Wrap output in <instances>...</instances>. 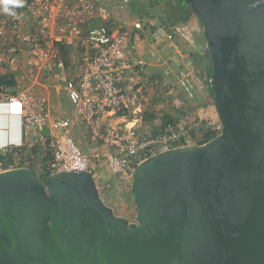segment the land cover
Masks as SVG:
<instances>
[{"label":"water","instance_id":"water-1","mask_svg":"<svg viewBox=\"0 0 264 264\" xmlns=\"http://www.w3.org/2000/svg\"><path fill=\"white\" fill-rule=\"evenodd\" d=\"M222 130L134 167L136 220L91 170L0 172V264H264V0H186Z\"/></svg>","mask_w":264,"mask_h":264},{"label":"built area","instance_id":"built-area-1","mask_svg":"<svg viewBox=\"0 0 264 264\" xmlns=\"http://www.w3.org/2000/svg\"><path fill=\"white\" fill-rule=\"evenodd\" d=\"M22 3V7L11 8L14 15L0 4V70L5 62L18 66L27 53V71L48 68L64 80L76 117L55 118L45 97L1 87L0 172L31 165L39 174L91 170L101 190L111 187L110 182L99 183L104 166L112 174L126 173L148 154L183 142L196 143L205 129L221 132L222 122L213 100L194 108L192 122L184 127L168 123L164 129H154L143 125L157 85L149 63L137 52L136 41L149 30L154 42H172L181 33L180 26L170 28L154 20L144 23L137 19L120 27L103 0ZM62 44L78 46V73L75 64H66ZM152 56L162 64L156 52ZM168 65L162 76L174 77L183 97L174 96L176 108L183 107V99L192 102L198 96L208 97L207 76L193 62ZM77 121L102 147L90 157L72 135L57 131L71 128ZM192 129L198 137L192 136Z\"/></svg>","mask_w":264,"mask_h":264},{"label":"rangeland","instance_id":"rangeland-1","mask_svg":"<svg viewBox=\"0 0 264 264\" xmlns=\"http://www.w3.org/2000/svg\"><path fill=\"white\" fill-rule=\"evenodd\" d=\"M133 1L136 2L135 7L132 6ZM165 2H167V6H168L169 5L168 1L166 0ZM142 3H144L145 5L144 6L141 5ZM147 3H148L147 0H103V6L107 10L110 11V13L114 19V22L115 23L117 22L118 26H120V27L125 25V24L127 25L129 23L134 22L135 19L142 18L140 16V13L144 14L148 10H151V7L149 5H147ZM125 5L127 6L126 8H124ZM161 5H162V3H161ZM160 7H162V6H159V4L158 5L156 4L155 9L157 11H160ZM157 14H158V12L156 13V15ZM158 16H156L154 18L153 17H143L144 19H142V20L144 23L147 20H154L158 24H162L163 22L160 20V18ZM197 26H198L197 35L199 33H200V35H202V27H201L199 22H198ZM145 33H148L149 35H151V32L149 30H146ZM180 34L181 33L176 35L177 40H178V38H180V36H179ZM197 35H196V37H197ZM202 42H203V40H202ZM196 44H199V43L197 42ZM202 44H204V42ZM197 47H199V46H197ZM71 65H74V64H71ZM29 72L32 74V75H30L31 79L19 78L18 79V81H19L18 87H16L17 89H24L33 83L35 87L39 88V90L41 92L40 94L46 98L45 90H43V89L45 88V86L47 84H49V85H60L62 88L65 86L64 80L62 78L56 77L54 72L48 68H41V70H39L38 67H33ZM16 73H19V71H17ZM37 74H38V76H37ZM71 75H73V72L71 73ZM164 79L167 81L166 82L167 85L164 86V88H166V86H168L167 90L156 89V92L154 90L150 101H151V103H154L156 105V110L157 111L160 110L162 112V114H164L165 112H168V113H171L173 116L176 115V117L178 118V122H179L178 125L184 127L190 123V118H191L190 114H192V112H193V106L194 105H192L193 104L192 102L186 100L185 106H187L186 112L188 114H184V113L179 112L178 111L179 108L174 107L173 103L171 104V102H173L171 100L172 96L182 97L180 89L176 85V79L174 77H169V78H164ZM209 94L211 96V93H209ZM184 100L185 99H183V101ZM61 101L63 104L65 116H68V117L76 116L75 110H74L72 104H70L68 97H66L64 94H62V100ZM53 111L57 112V110L55 109L54 106H53ZM55 112H53V114ZM161 121H162V117L160 115H158L157 117L154 118L153 123L149 124V126H152V127L157 126V125L160 126L162 123ZM58 132L60 134H65V133L71 134L75 138L76 143L81 147L82 151L88 157H90L95 151H98L102 148L101 146H97L94 143V141H92V138H91L86 126H84L79 121L75 122L74 126L71 127L70 129L69 128H67V129L59 128ZM201 137H199L197 139V141ZM105 167L106 166H104V168L100 171L101 180L99 181V183L101 185H103V183H105V182H110L111 187L101 189V196H102L103 200L108 205L112 206L114 208V211L118 215L125 216V217L129 218L131 221H135L136 220V214H137V207H136V204L134 201V197H133L131 190H130V185H131V181H132L131 173L133 170H127L126 171L127 174L124 172H120L118 174H112ZM35 170H36L37 174L39 175L38 169H35Z\"/></svg>","mask_w":264,"mask_h":264},{"label":"crops","instance_id":"crops-1","mask_svg":"<svg viewBox=\"0 0 264 264\" xmlns=\"http://www.w3.org/2000/svg\"><path fill=\"white\" fill-rule=\"evenodd\" d=\"M126 7L127 6L125 5L124 8ZM139 19L142 20L144 18L142 17ZM112 20L114 22L113 17H112ZM136 20L137 19H135V21ZM198 22H199V17L196 13H194L186 24L180 25L181 27V34L179 35L180 38H178V40L176 38L172 42L156 43L153 41V38L151 37V35H149L148 33H142L141 37L136 41L137 52L142 58H144L149 63V68H150V71L152 72V75H154V73L162 74V70L166 68L167 66H169L168 64L173 65V64L182 63L188 60V61L193 62L194 65L198 68L197 66L198 60H200L201 58H203L205 61L207 60L206 40L203 38L202 35H200V33L197 35ZM115 24L118 25L117 22ZM130 24L131 23L127 25L125 24L123 26H128ZM202 40L204 44H202L203 43ZM197 42L199 44H196ZM68 46L70 48V53H69L70 61L68 65L75 64V72L77 71L78 73V70H76V67H78V64L80 61L79 48L76 44H69ZM152 52H156L157 55L161 57L162 64L157 63L156 58L152 56ZM27 55H28L27 53L24 55V58H22V61L18 66H12L8 62H5V64L0 70V73L1 72L2 73L3 72L15 73V76L18 79L19 78L31 79L30 75L32 74L29 71H27V68H26V62L28 58ZM39 70H41V68H39ZM17 71H19V73H16ZM200 71L207 76V79H209L207 71L205 70H200ZM77 73H76V76H77ZM16 87H18V85ZM16 87L12 88V91H29L33 93L34 95L42 96L40 94L41 92L39 88L35 87L33 83L24 89H17ZM43 90H45L46 99L48 101L51 111H53V106L57 110V112L53 111L55 112L53 114L55 118L75 119L76 116L68 117V116H65L64 114L63 104L61 100H62V94L68 97L66 86L62 88L60 85L47 84ZM209 93H210V87L208 88V91H207L208 96H209Z\"/></svg>","mask_w":264,"mask_h":264},{"label":"trees","instance_id":"trees-1","mask_svg":"<svg viewBox=\"0 0 264 264\" xmlns=\"http://www.w3.org/2000/svg\"><path fill=\"white\" fill-rule=\"evenodd\" d=\"M147 1H148L147 5H149L151 7V10H148L144 14L140 13V16L141 17H153L154 18V17L159 15L158 17L164 23V25H166L167 27H170V28H175L176 26L186 24L190 20L191 16L195 13L191 4L186 0H167L168 4H169L168 6H167V2H165L166 0H147ZM161 3H162V5H161ZM156 4L157 5L159 4V6H162V7H160V11H157L155 9ZM135 5H136V2L133 1L132 6L135 7ZM141 5L144 6L145 4L142 3ZM157 12H158V14L156 15ZM199 22H200V25L202 27V36L205 39L204 34H203V24H202V21L200 18H199ZM61 49H62L63 58H64L66 64H69V61H70V59H69L70 58L69 46L62 44ZM206 57H207L206 61L203 58L198 60L197 66L200 70L207 71L208 76H209V79H208V82H209L210 77H211V73H212V65H211V57H210V53H209L208 49L206 51ZM153 78H154L155 83L157 85L156 86L157 89L167 90L168 86H166V88H164V86L167 85V83H166L167 81L164 79V77L162 76L161 73L160 74L154 73ZM209 84H210V82H209ZM17 85H18V78L15 76V73H8V72H3V73L1 72L0 73V88L5 87V88L10 89V88L16 87ZM209 87H210L211 96L209 94V96L207 98L198 96L195 99H193L192 100V103H193L192 105H194L193 109L198 107V106L204 105L205 103L213 100V91H212V88L210 85H209ZM173 98H174V96L171 97L172 101H173ZM172 103L173 102H171V104ZM185 104H186V100H184V105H183L184 107H180L178 109V111L181 113H184V114H188L186 112L187 106H185ZM173 106H174V103H173ZM158 115H160L162 117L161 125L160 126L157 125L158 127H160L159 129H164L168 123H171L174 127L179 126L178 125L179 124L178 118L176 117V115L173 116L171 113H168V112H165L164 114H162V112L160 110L159 111L156 110V105L154 103H151L150 105L148 104V108L144 112V117H143L144 118V122H143L144 127H146L147 125L149 126V124H152L154 118L157 117ZM190 117H191L190 118V123H191L193 120L192 114H190ZM157 126H154L153 128L156 129ZM150 127H152V126H150ZM191 134L193 137L197 136L196 130L192 129ZM202 134H203L202 137L198 141H196V143H204V142L210 140L211 138H213L214 136L217 135V133L213 129H205L202 131ZM185 144H187V143L183 142V145H185ZM147 156H149V154ZM147 156H144V157H147ZM31 167L34 169V165H31ZM47 175H49V172H47V173L42 172L39 174L41 179H44Z\"/></svg>","mask_w":264,"mask_h":264},{"label":"clouds","instance_id":"clouds-1","mask_svg":"<svg viewBox=\"0 0 264 264\" xmlns=\"http://www.w3.org/2000/svg\"><path fill=\"white\" fill-rule=\"evenodd\" d=\"M0 4L3 5V10L9 14L14 13L11 11L12 7H22V0H0Z\"/></svg>","mask_w":264,"mask_h":264}]
</instances>
